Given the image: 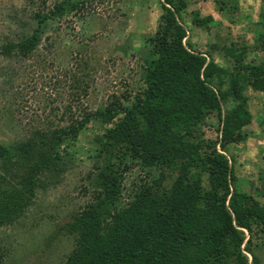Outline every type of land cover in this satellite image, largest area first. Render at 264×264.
Here are the masks:
<instances>
[{
  "label": "trees",
  "instance_id": "trees-1",
  "mask_svg": "<svg viewBox=\"0 0 264 264\" xmlns=\"http://www.w3.org/2000/svg\"><path fill=\"white\" fill-rule=\"evenodd\" d=\"M104 1L57 0L0 54L34 55L50 26ZM212 2L218 13L238 11L237 0ZM159 7L156 29L141 45L139 92L76 118L68 107L65 125L0 140V228L24 216L38 190L74 159L69 148L82 129L96 122L91 196L64 226L73 247L61 264H261L264 193L241 187L235 147L252 136L250 95L264 94V61L248 60L264 55V32L252 45L225 36L231 42L200 52L189 24L208 30L213 16L187 12V0Z\"/></svg>",
  "mask_w": 264,
  "mask_h": 264
},
{
  "label": "rangeland",
  "instance_id": "rangeland-1",
  "mask_svg": "<svg viewBox=\"0 0 264 264\" xmlns=\"http://www.w3.org/2000/svg\"><path fill=\"white\" fill-rule=\"evenodd\" d=\"M57 0H0V48L34 28L33 15L52 8ZM187 12L212 15L208 30L192 28L190 40L200 52L211 44L232 40L253 44L264 32V0H237L238 11L218 13L212 0H187ZM160 0H105L93 2L75 15L58 20L42 35L34 55L26 58L0 54V140L14 141L30 131L65 125L94 112L114 97L133 95L140 87V59L144 36L153 34L161 13ZM187 14V13H186ZM189 23L190 17L185 15ZM231 41H227L228 43ZM1 50V49H0ZM211 52V51H210ZM224 63L221 51L213 53ZM249 61H264L256 54ZM251 96L256 118L252 136L237 148L236 176L241 187L264 193V94ZM50 125V127L47 126ZM206 131L207 137L213 134ZM99 126L86 125L74 145V159L52 182L38 190L34 202L16 222L0 228V264H61L73 247L64 226L88 203L87 175L91 172ZM261 170V172L259 171ZM136 173L129 179H136ZM130 183H127V186ZM63 227V228H62ZM264 264V250L260 254Z\"/></svg>",
  "mask_w": 264,
  "mask_h": 264
}]
</instances>
